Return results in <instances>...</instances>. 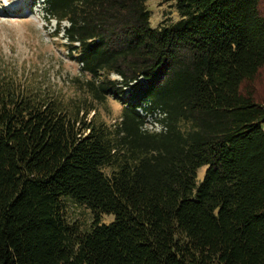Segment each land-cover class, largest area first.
Listing matches in <instances>:
<instances>
[{
  "label": "trees",
  "instance_id": "obj_1",
  "mask_svg": "<svg viewBox=\"0 0 264 264\" xmlns=\"http://www.w3.org/2000/svg\"><path fill=\"white\" fill-rule=\"evenodd\" d=\"M165 1L151 27L148 0H41L83 97L0 83V264H264L262 0Z\"/></svg>",
  "mask_w": 264,
  "mask_h": 264
},
{
  "label": "rangeland",
  "instance_id": "obj_2",
  "mask_svg": "<svg viewBox=\"0 0 264 264\" xmlns=\"http://www.w3.org/2000/svg\"><path fill=\"white\" fill-rule=\"evenodd\" d=\"M148 1L151 27L163 18L168 21L177 18L168 1ZM261 7L264 10V0ZM55 22L54 18H47L41 0H0V83H13L25 92L46 99L67 101L83 97L75 87L81 65L67 57L62 32H54ZM253 84L254 99L264 102V66ZM98 109L109 125L120 118L121 104L114 99L109 98ZM148 112L157 113V110L150 108ZM204 168L197 170L199 178ZM64 203L67 219L86 230L93 219L90 209L68 199ZM102 219L108 222L113 218L104 214Z\"/></svg>",
  "mask_w": 264,
  "mask_h": 264
},
{
  "label": "clouds",
  "instance_id": "obj_3",
  "mask_svg": "<svg viewBox=\"0 0 264 264\" xmlns=\"http://www.w3.org/2000/svg\"><path fill=\"white\" fill-rule=\"evenodd\" d=\"M65 24V23H64ZM65 25H67V24H65ZM150 108H153V109H155V110H157V113H155V112H148V110L150 109ZM141 110L142 111H144L145 113L144 114H142V112H141ZM137 111H138V113L140 114V115H142V116H144V121H143V123H142V125L140 126V129H141V131L143 130V131H148V130H145V129H143L142 127H143V124L149 119V118H146L147 116H146V114H148V116L149 117H152V118H150V119H160L161 121H165L164 119H165V113L164 112H162V111H160L157 107H152L150 104H149V102H145V103H143L139 108H137ZM153 113V114H152ZM152 115H154V116H152ZM160 115H162V116H160ZM119 120H120V118H119ZM166 122V121H165ZM165 131H166V129H165ZM165 131H156V132H165ZM148 132H153V131H148ZM155 132V133H156Z\"/></svg>",
  "mask_w": 264,
  "mask_h": 264
},
{
  "label": "built area",
  "instance_id": "obj_4",
  "mask_svg": "<svg viewBox=\"0 0 264 264\" xmlns=\"http://www.w3.org/2000/svg\"><path fill=\"white\" fill-rule=\"evenodd\" d=\"M162 116V115H160ZM143 129L148 130V131H165L166 129V122L161 121L160 119H148L144 124H143Z\"/></svg>",
  "mask_w": 264,
  "mask_h": 264
}]
</instances>
